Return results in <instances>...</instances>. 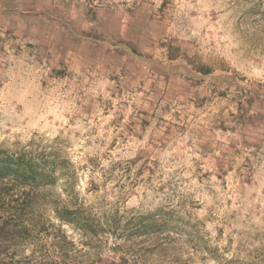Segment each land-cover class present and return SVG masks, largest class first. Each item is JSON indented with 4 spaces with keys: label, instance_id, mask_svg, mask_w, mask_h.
<instances>
[{
    "label": "rangeland",
    "instance_id": "obj_1",
    "mask_svg": "<svg viewBox=\"0 0 264 264\" xmlns=\"http://www.w3.org/2000/svg\"><path fill=\"white\" fill-rule=\"evenodd\" d=\"M0 264H264V0H0Z\"/></svg>",
    "mask_w": 264,
    "mask_h": 264
},
{
    "label": "trees",
    "instance_id": "obj_2",
    "mask_svg": "<svg viewBox=\"0 0 264 264\" xmlns=\"http://www.w3.org/2000/svg\"><path fill=\"white\" fill-rule=\"evenodd\" d=\"M123 45L126 52H127V55L135 58L134 60H138L139 62L142 61V63H146L148 66L152 67L155 65H161V63L159 61H156L155 59L151 58V57H147L146 55H143L141 53H139L136 49L132 48V46H129L128 44L126 43H121L120 45L118 46H121ZM114 46V45H113ZM203 75H208L209 73L208 72H204L202 73ZM58 216L61 220H64L66 217L63 216L61 213H58Z\"/></svg>",
    "mask_w": 264,
    "mask_h": 264
}]
</instances>
